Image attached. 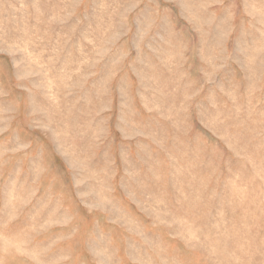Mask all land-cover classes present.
Instances as JSON below:
<instances>
[{"label": "rangeland", "instance_id": "374dc122", "mask_svg": "<svg viewBox=\"0 0 264 264\" xmlns=\"http://www.w3.org/2000/svg\"><path fill=\"white\" fill-rule=\"evenodd\" d=\"M0 264H264V0H0Z\"/></svg>", "mask_w": 264, "mask_h": 264}]
</instances>
